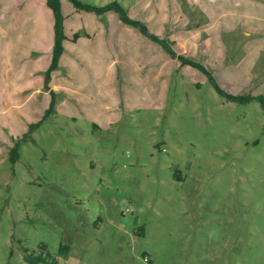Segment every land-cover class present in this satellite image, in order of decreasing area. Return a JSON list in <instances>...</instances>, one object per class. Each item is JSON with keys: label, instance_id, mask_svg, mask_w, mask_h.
<instances>
[{"label": "rangeland", "instance_id": "rangeland-1", "mask_svg": "<svg viewBox=\"0 0 264 264\" xmlns=\"http://www.w3.org/2000/svg\"><path fill=\"white\" fill-rule=\"evenodd\" d=\"M81 1L219 90L61 0L51 106L52 12L0 0V264H264V0Z\"/></svg>", "mask_w": 264, "mask_h": 264}, {"label": "trees", "instance_id": "trees-1", "mask_svg": "<svg viewBox=\"0 0 264 264\" xmlns=\"http://www.w3.org/2000/svg\"><path fill=\"white\" fill-rule=\"evenodd\" d=\"M72 6L76 10H84L87 12H93L96 14H102L105 11L112 10L115 13H117L119 19L130 26H133L137 28L141 33L149 37L151 40L156 41L162 45V47L169 53L171 57H176L181 61L182 64H188L191 65L199 70H201L203 73H205L210 81L213 83V85L217 88L212 76L210 73L205 69L203 65L200 63L189 59L187 57H184L182 55H177L171 48V45L165 40V39H160L157 36L151 34L150 32L147 31L146 26L140 22L139 20L132 19L129 16H127L126 11L123 9V7L120 6L119 3L113 1L111 3H108L103 6H96L90 3L83 2L81 0H68ZM47 7L51 10L52 16L54 19V24H53V29H54V44L52 48V56H51V61L50 64L47 68V71L45 73V78H44V87L46 90L49 91L50 95L52 96L51 99V106H53L54 103V93L49 89L48 82L50 80V73L55 70L58 66V60L61 54L63 53V44L62 41L66 38L64 33H63V15L61 12V0H45ZM80 35L78 33L73 34L72 40H76ZM218 89V88H217ZM219 90V89H218ZM221 92V91H220ZM230 99L234 100H249L254 97L248 95V96H243V97H234V96H228ZM258 98L264 107V96L260 95ZM10 158L11 159H16L17 158V144L11 148L10 150ZM41 249H44V247H41ZM69 250L68 246H61L59 248V254L61 255H66ZM24 260L29 262L30 264H37L36 261H46V258L42 255L32 258L30 255H24ZM49 264H56L54 260L49 262Z\"/></svg>", "mask_w": 264, "mask_h": 264}, {"label": "crops", "instance_id": "crops-1", "mask_svg": "<svg viewBox=\"0 0 264 264\" xmlns=\"http://www.w3.org/2000/svg\"><path fill=\"white\" fill-rule=\"evenodd\" d=\"M66 38L64 39V40H69V38L67 37V36H65ZM77 40V39H76ZM76 40H74V41H76ZM70 41V40H69ZM174 42V41H173ZM175 43V42H174ZM62 55V54H61ZM61 57V56H60ZM60 57H59V59H60ZM51 81H52V79L50 78V81H49V83H48V86H49V88L51 89V90H53L54 91V89H55V87L56 86H53L52 85V83H51ZM46 92H48V90H45Z\"/></svg>", "mask_w": 264, "mask_h": 264}, {"label": "built area", "instance_id": "built-area-1", "mask_svg": "<svg viewBox=\"0 0 264 264\" xmlns=\"http://www.w3.org/2000/svg\"><path fill=\"white\" fill-rule=\"evenodd\" d=\"M144 260H147L146 258H144Z\"/></svg>", "mask_w": 264, "mask_h": 264}]
</instances>
